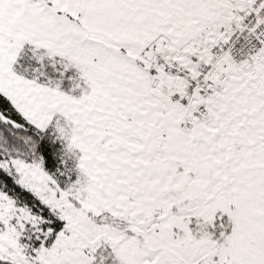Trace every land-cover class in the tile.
Returning <instances> with one entry per match:
<instances>
[{
    "label": "snow or ice",
    "instance_id": "6c2138e0",
    "mask_svg": "<svg viewBox=\"0 0 264 264\" xmlns=\"http://www.w3.org/2000/svg\"><path fill=\"white\" fill-rule=\"evenodd\" d=\"M0 264H264V0H0Z\"/></svg>",
    "mask_w": 264,
    "mask_h": 264
}]
</instances>
